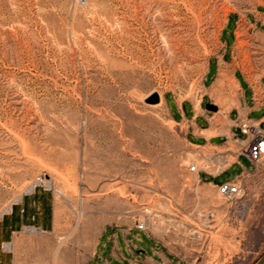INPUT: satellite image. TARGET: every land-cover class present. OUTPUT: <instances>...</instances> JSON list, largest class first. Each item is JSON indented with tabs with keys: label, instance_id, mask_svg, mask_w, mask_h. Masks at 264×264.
<instances>
[{
	"label": "rangeland",
	"instance_id": "374dc122",
	"mask_svg": "<svg viewBox=\"0 0 264 264\" xmlns=\"http://www.w3.org/2000/svg\"><path fill=\"white\" fill-rule=\"evenodd\" d=\"M255 7L264 0H0V214L38 176L50 179L57 228L37 240L60 247L37 260L84 264L105 226L153 214L147 231L188 264L256 263L264 158L201 174L220 183L254 167L229 204L190 166L216 172L234 157L209 161L212 148L189 144L165 103L147 101L196 98L227 15ZM242 44L231 65L256 79L261 51ZM216 105L222 117L232 106ZM209 211L214 220L199 214Z\"/></svg>",
	"mask_w": 264,
	"mask_h": 264
},
{
	"label": "crops",
	"instance_id": "0c3cea01",
	"mask_svg": "<svg viewBox=\"0 0 264 264\" xmlns=\"http://www.w3.org/2000/svg\"><path fill=\"white\" fill-rule=\"evenodd\" d=\"M241 20H245L244 24ZM242 24L246 29L243 30ZM245 41L261 51L258 58L263 67L256 79L247 73L242 62L231 65ZM161 102L167 106L171 120L183 129L189 144L200 149H213L209 151V161L216 163L228 156L234 157L219 171L203 167L197 171L201 182L214 186L222 183L204 180L201 174L217 176L239 163L243 155L248 156L243 149L252 137L243 133L241 122L250 121L264 131V9L255 7L229 13L221 27L217 48L207 60L196 98H179L175 92H167ZM208 102L232 106L227 116L222 117L207 107ZM230 143L234 147L217 150ZM252 169L245 167L239 175ZM56 228L55 190L43 183H34L0 214V264H43L34 254L49 248L56 250L60 244L52 241L49 245L37 237L53 234ZM184 254L177 246L138 228L134 220L128 224L105 226L84 264H188Z\"/></svg>",
	"mask_w": 264,
	"mask_h": 264
},
{
	"label": "built area",
	"instance_id": "2783aa9c",
	"mask_svg": "<svg viewBox=\"0 0 264 264\" xmlns=\"http://www.w3.org/2000/svg\"><path fill=\"white\" fill-rule=\"evenodd\" d=\"M241 129L243 133L248 134L252 137V141L250 144L243 149V151L253 160L254 167H257L259 162L264 158V131H262L258 125L250 122V121H243L241 122ZM192 171H198L199 167L197 164H192L190 166ZM249 170L244 171L238 177L245 173H249ZM237 177V178H238ZM233 179L224 181L220 184H217L218 192L223 198L229 203L232 204L235 200L241 197L245 192V184L242 182V179ZM35 183H43L48 187H52L47 181L45 180V176L39 177L38 181ZM202 216H209L211 220H214V212L209 211L207 214L202 212L199 213ZM154 217L153 214L148 215V218L138 219L137 220V227L143 230H148L149 227L152 225ZM203 230V229H202ZM199 233V228L195 229Z\"/></svg>",
	"mask_w": 264,
	"mask_h": 264
},
{
	"label": "water",
	"instance_id": "95a60500",
	"mask_svg": "<svg viewBox=\"0 0 264 264\" xmlns=\"http://www.w3.org/2000/svg\"><path fill=\"white\" fill-rule=\"evenodd\" d=\"M160 100V95L158 92H154L152 93L149 97H147V101L150 102V103H156V102H159ZM207 107L209 109H212V110H216L217 109V105L211 103V102H208L207 103ZM255 264H264V253L262 254V256L256 261Z\"/></svg>",
	"mask_w": 264,
	"mask_h": 264
},
{
	"label": "bare ground",
	"instance_id": "6f19581e",
	"mask_svg": "<svg viewBox=\"0 0 264 264\" xmlns=\"http://www.w3.org/2000/svg\"><path fill=\"white\" fill-rule=\"evenodd\" d=\"M195 2H197V1H195ZM159 95H160V99L162 100V95H161V93H160ZM159 101H160V100H159ZM156 103H157V102H156ZM39 177H40V176H38V177H37V179H36V181H35V182H37V181H38ZM45 180L47 181V183H49V182H50V179H48V178H46V177H45ZM33 185H34V184H33ZM57 191H58V192H60V190H59V189H57Z\"/></svg>",
	"mask_w": 264,
	"mask_h": 264
}]
</instances>
